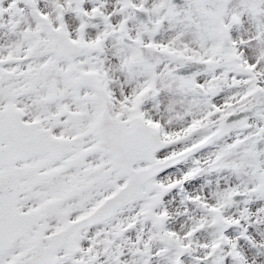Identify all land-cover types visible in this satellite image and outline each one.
<instances>
[{"label": "snow or ice", "instance_id": "obj_1", "mask_svg": "<svg viewBox=\"0 0 264 264\" xmlns=\"http://www.w3.org/2000/svg\"><path fill=\"white\" fill-rule=\"evenodd\" d=\"M0 264H264V0H0Z\"/></svg>", "mask_w": 264, "mask_h": 264}]
</instances>
